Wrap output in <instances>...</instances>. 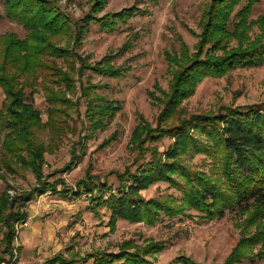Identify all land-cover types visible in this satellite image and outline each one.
I'll use <instances>...</instances> for the list:
<instances>
[{
	"label": "trees",
	"instance_id": "1",
	"mask_svg": "<svg viewBox=\"0 0 264 264\" xmlns=\"http://www.w3.org/2000/svg\"><path fill=\"white\" fill-rule=\"evenodd\" d=\"M94 2L90 12L75 20L60 0H4L6 16L23 24L27 35L21 38L14 32H0V86L5 92L0 107V178L6 180L0 193L3 257L14 254L15 225L26 223L31 201L52 190L65 197L89 195V207L96 213L106 208L113 227L121 218L154 224L184 214L187 209L199 210L209 218L223 216L228 209L250 212L246 227L255 226L258 231H245L227 259L215 264L264 258V243L253 253L264 242V103L226 104L200 113H189L183 105L206 78L264 64V16L251 18L259 0H211L198 52L191 56L185 47L170 89L158 86L163 96L152 93L163 104L160 118L156 126L143 121L134 130L132 142L138 154L123 172H116L119 186L89 171L75 187L63 178L53 182L45 179L47 154L70 131L75 107L78 110L79 102L70 94L79 87L87 98V122L83 125L87 136L106 129L110 118L122 108L119 101L101 95L96 84H87L81 76L88 67L113 77L124 76L129 68L117 65L113 54L89 64L77 49L93 22L113 29L118 23H127L134 12L124 9L98 16L106 0ZM255 24L262 30L253 37L250 30ZM62 39L69 42L62 45ZM172 55L168 53L167 57L177 61ZM66 61L70 63L68 69L61 65ZM39 86L46 95L48 120L35 103ZM117 136L114 132L101 147ZM166 138L172 142L162 151L160 142ZM84 153L74 151L71 162ZM199 153L205 155V161L210 160L207 170L193 162ZM28 172L37 177V185L12 196L9 190L17 188L8 176ZM159 181L180 190L181 198L167 194L148 199L142 194ZM135 244L125 241L117 252L96 250L79 259H93V264H159L154 254L164 249L162 241L150 240L141 247ZM76 256L69 258L59 251L43 264H74ZM166 264L206 263L182 255Z\"/></svg>",
	"mask_w": 264,
	"mask_h": 264
},
{
	"label": "rangeland",
	"instance_id": "2",
	"mask_svg": "<svg viewBox=\"0 0 264 264\" xmlns=\"http://www.w3.org/2000/svg\"><path fill=\"white\" fill-rule=\"evenodd\" d=\"M94 1L60 0V3L73 19L79 20L91 11ZM210 2L211 0H106L105 8L97 12L98 16L124 9L134 13L128 17L127 23H118L113 29H106L93 22L82 46L77 50L92 65L113 54L115 63L129 68V71L124 76L113 77L102 75L88 67L84 69L81 78L87 84H96L98 93L119 101L122 108L116 116L110 118L106 129L87 136L83 127L87 122V98L79 87L74 95L70 94L79 102L78 110L75 107L70 131L58 147L47 154L45 179L53 182L63 178L71 187H75L76 182L89 171L115 187L119 186L116 172H123L138 154L132 142L134 130L143 121L156 126L160 118L163 104L152 93L157 92L163 96L158 91V86L170 89L178 69L177 63L185 54H182L185 47L189 48L191 56L198 52L204 35V16L212 4ZM241 6L242 4L237 8ZM0 12L4 15L0 19L1 33L14 32L21 38L27 35L23 24L6 16L4 0H0ZM262 16L264 0H259L251 18L258 20ZM261 30L259 24H255L250 34L254 37ZM68 42L62 39V45ZM235 42L237 39L232 43ZM168 53L173 54L177 61H171L167 57ZM69 64L61 62L65 69L69 68ZM80 64L77 61L76 65ZM72 74L80 79L78 72L73 71ZM80 84L78 81V86ZM4 99L5 92L0 86V107ZM35 103L43 109L44 120H48L46 95L41 86L35 93ZM252 103H264V64L239 67L222 76L206 78L183 105L189 113H200L226 104ZM114 132L118 133L117 138L101 147ZM171 142V138L162 140L160 150L163 151ZM74 151L85 153L71 162ZM193 162L201 169L210 168V160L205 161L204 154H197ZM69 164L71 167L68 168ZM7 179L17 188L9 190L12 196L37 185V177L31 172L26 175H9ZM5 187V178H0V193ZM142 194L148 199L167 194L178 198L182 196L180 190L165 181L152 184ZM90 201L86 194L65 197L52 190L39 194L29 205L26 223L17 222L15 225L17 237L14 241V254H5L3 257L4 245L0 242V264H43L59 251H64L69 258L77 254L74 264H93V259L85 262L79 258L96 250L117 252L125 241H134L136 246L141 247L150 240L165 244L163 250L154 254L159 264H166L182 255L191 256L206 264L223 263L245 231H258L255 226L246 227L250 212L240 213L234 209H228L223 216L214 218L205 216L199 210L187 209L184 214L167 217L154 224L121 218L113 227L107 209L101 207L96 213L89 207ZM3 236L0 232V241ZM263 243H259L253 253ZM241 264H264V258H248Z\"/></svg>",
	"mask_w": 264,
	"mask_h": 264
}]
</instances>
